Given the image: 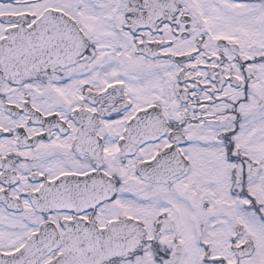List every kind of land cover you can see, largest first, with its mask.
Here are the masks:
<instances>
[{"label": "snow or ice", "instance_id": "snow-or-ice-1", "mask_svg": "<svg viewBox=\"0 0 264 264\" xmlns=\"http://www.w3.org/2000/svg\"><path fill=\"white\" fill-rule=\"evenodd\" d=\"M0 264H264V0H0Z\"/></svg>", "mask_w": 264, "mask_h": 264}]
</instances>
